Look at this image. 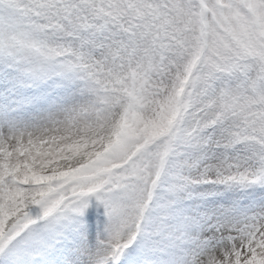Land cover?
<instances>
[{
  "label": "rangeland",
  "instance_id": "obj_1",
  "mask_svg": "<svg viewBox=\"0 0 264 264\" xmlns=\"http://www.w3.org/2000/svg\"><path fill=\"white\" fill-rule=\"evenodd\" d=\"M0 10V143L31 136L5 117L46 94L32 64L12 74L20 52L69 62L81 79L73 99L50 102L52 140L73 117L107 125L73 145L82 161L45 176L11 156L0 264L39 263L49 247L74 264H264V0H0ZM37 227L71 229L22 254Z\"/></svg>",
  "mask_w": 264,
  "mask_h": 264
},
{
  "label": "bare ground",
  "instance_id": "obj_2",
  "mask_svg": "<svg viewBox=\"0 0 264 264\" xmlns=\"http://www.w3.org/2000/svg\"><path fill=\"white\" fill-rule=\"evenodd\" d=\"M5 15L6 12L0 10V18L4 17ZM12 59V74L15 76L24 77L25 68L29 64H32V66L36 68L38 72V78L42 81V87L46 90V94L45 98L39 100L34 109H25L23 111H20L19 117L17 118H15L14 116L5 117L8 127L31 129V136L29 137L22 138L20 140L12 142L11 144L0 143V181L9 180L6 184L11 183V181H15V179L12 178L11 174L13 170V158H11V156H14V158L22 157L21 159L25 167H31V171H34L37 176H45L44 174L49 171H53L54 169L77 163L80 160L82 161V159H80L81 155L78 156V154L74 152L73 145L79 144V146H83L86 142H89L91 137H93L97 133L104 131L107 127V125H103L101 127L96 121L88 123L87 126L80 127L79 120L73 117L71 118V120L66 119L67 128L65 130V133L63 134V137L61 139L52 140L49 134H47L45 131H42V128L45 126L44 124L49 122V120H45V117L47 114V110H50V102L60 101L58 106L60 107L67 98L73 99L75 97V94H78L79 91L82 90V83L80 81L81 79L77 78V73L71 63L66 61H57L55 59H49L46 57L35 58L34 60H32L28 55L21 52ZM2 62L3 60L2 58H0V63ZM60 72H62V74H60ZM49 77L54 78V81L52 83L49 82L50 84L46 82V79ZM39 95L40 93L37 91L35 93H31V96L33 98H37ZM48 118H50V114H48ZM105 118H107V115L105 116ZM43 146H45L46 148L45 155L41 154V156H39L32 152ZM49 153H51L52 156ZM122 153H124L123 150L119 152V154ZM31 154L32 159L30 160ZM83 165H86L85 161L83 162ZM12 186L14 190L19 187L18 185L11 184L6 188L10 190ZM30 195H33L32 192ZM1 201L3 200L0 199V202ZM32 205H35V200L32 201ZM81 226H83V224H81ZM50 228L53 229V227H37V230L35 231L36 240L32 239L31 236H27V239L21 240L22 254L24 252H29V254L33 253L35 255V250L38 245L40 246L42 244V239L46 240L45 237H48L51 234L58 233L59 231L61 233L59 234L61 236H64L65 232L71 229L61 228L58 230H50ZM88 229L92 228L88 227ZM5 231L7 230H3V232ZM78 235L79 233L76 235V233L74 232L70 240H74ZM131 242H135V238L132 237ZM6 243V236H2L0 234V245H5ZM49 250L52 253L46 250V256L43 258H39L42 260L39 263L34 262V264H47V261H49L52 256L54 264H61L62 261L65 263L69 262L71 264H74V261L72 263L68 259V256L58 257L57 254L52 251L51 247H49ZM116 261L113 262L110 260H106L104 264H116Z\"/></svg>",
  "mask_w": 264,
  "mask_h": 264
}]
</instances>
